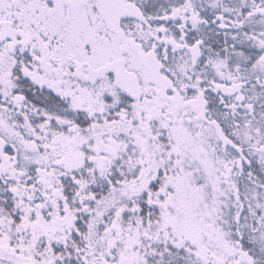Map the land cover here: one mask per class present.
<instances>
[{"label":"snow or ice","instance_id":"6c2138e0","mask_svg":"<svg viewBox=\"0 0 264 264\" xmlns=\"http://www.w3.org/2000/svg\"><path fill=\"white\" fill-rule=\"evenodd\" d=\"M0 264H264V0H0Z\"/></svg>","mask_w":264,"mask_h":264}]
</instances>
